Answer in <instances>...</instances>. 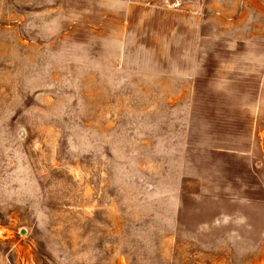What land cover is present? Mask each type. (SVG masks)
<instances>
[{
  "label": "rangeland",
  "instance_id": "obj_1",
  "mask_svg": "<svg viewBox=\"0 0 264 264\" xmlns=\"http://www.w3.org/2000/svg\"><path fill=\"white\" fill-rule=\"evenodd\" d=\"M0 264H264V0H0Z\"/></svg>",
  "mask_w": 264,
  "mask_h": 264
},
{
  "label": "crops",
  "instance_id": "obj_2",
  "mask_svg": "<svg viewBox=\"0 0 264 264\" xmlns=\"http://www.w3.org/2000/svg\"><path fill=\"white\" fill-rule=\"evenodd\" d=\"M247 152L246 151H244V150H239V154L240 155H244V154H246Z\"/></svg>",
  "mask_w": 264,
  "mask_h": 264
}]
</instances>
